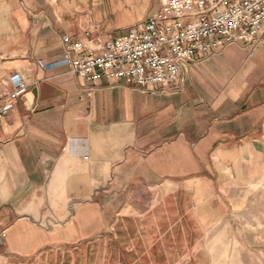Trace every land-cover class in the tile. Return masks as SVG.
Returning <instances> with one entry per match:
<instances>
[{
	"label": "crops",
	"instance_id": "obj_1",
	"mask_svg": "<svg viewBox=\"0 0 264 264\" xmlns=\"http://www.w3.org/2000/svg\"><path fill=\"white\" fill-rule=\"evenodd\" d=\"M6 8L0 264H188L227 209L225 188L263 162L264 69L233 56L257 48L197 58L173 92L95 86L60 64L63 38L98 48L161 0ZM16 76L28 91L14 101Z\"/></svg>",
	"mask_w": 264,
	"mask_h": 264
},
{
	"label": "built area",
	"instance_id": "obj_2",
	"mask_svg": "<svg viewBox=\"0 0 264 264\" xmlns=\"http://www.w3.org/2000/svg\"><path fill=\"white\" fill-rule=\"evenodd\" d=\"M161 10L129 33L111 38L98 48L81 42L67 44L61 65L95 86L106 80L162 93L181 88L184 69L197 58L216 53L227 45L259 48L264 45V0H161ZM253 52H251V56ZM17 100L28 91L14 78ZM8 108L0 102V119Z\"/></svg>",
	"mask_w": 264,
	"mask_h": 264
},
{
	"label": "rangeland",
	"instance_id": "obj_3",
	"mask_svg": "<svg viewBox=\"0 0 264 264\" xmlns=\"http://www.w3.org/2000/svg\"><path fill=\"white\" fill-rule=\"evenodd\" d=\"M22 0H0V36L5 26L6 4ZM236 44L227 47L237 52ZM243 67L264 69V45L256 49L254 57L246 51L235 53ZM227 60V59H226ZM230 64L233 63L229 60ZM261 167L245 180L236 181L225 188L227 209L218 224L205 234L196 255L188 264H264V145L261 148Z\"/></svg>",
	"mask_w": 264,
	"mask_h": 264
}]
</instances>
